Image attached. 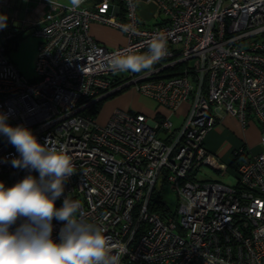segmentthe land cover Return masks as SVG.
Instances as JSON below:
<instances>
[{"label": "built area", "instance_id": "1", "mask_svg": "<svg viewBox=\"0 0 264 264\" xmlns=\"http://www.w3.org/2000/svg\"><path fill=\"white\" fill-rule=\"evenodd\" d=\"M141 3L154 4L163 20L148 26ZM0 15L7 17L0 112L41 144L63 148L74 165L57 207L65 196L79 201L87 221L126 246L120 264H264V141L257 154L234 151L232 168L204 146L227 116L242 128L255 121L264 132V0H84L75 9L71 0H0ZM15 22L38 40L33 79L9 57ZM94 23L121 32L126 44L105 47L91 35ZM157 36L166 39L167 55L151 69L108 67L114 55L145 58ZM129 88L166 113L116 109L106 126H96L93 107ZM18 157L0 135L6 187L38 177L12 167ZM203 167L220 177L233 169L235 185L195 180ZM158 182L174 191V212L150 211ZM61 227L53 220L54 240Z\"/></svg>", "mask_w": 264, "mask_h": 264}, {"label": "clouds", "instance_id": "2", "mask_svg": "<svg viewBox=\"0 0 264 264\" xmlns=\"http://www.w3.org/2000/svg\"><path fill=\"white\" fill-rule=\"evenodd\" d=\"M83 2L71 0L74 9ZM6 26L7 17L0 15V29ZM166 55V39L157 36L145 58L114 55L108 67L138 73ZM7 121L8 114L0 112V135L19 153L12 167L38 172V177L29 174L11 187L0 181V264H120L126 246L114 244L101 226L87 221L79 201L65 196L56 206L74 174L66 151L41 144L29 128ZM53 220L62 224L56 240Z\"/></svg>", "mask_w": 264, "mask_h": 264}, {"label": "rangeland", "instance_id": "3", "mask_svg": "<svg viewBox=\"0 0 264 264\" xmlns=\"http://www.w3.org/2000/svg\"><path fill=\"white\" fill-rule=\"evenodd\" d=\"M21 12V19H24L23 10L26 7V3L23 2ZM30 30V31H29ZM22 35V39L19 40L17 48L13 51L14 45H11V53L9 55L11 61L18 68L19 72L25 79L34 78V65L37 56L38 42L37 38L31 34L32 28H29ZM157 105L151 99L138 94L134 89L129 88L121 93H118L106 100H104L96 109V112L92 115L94 123L98 127H104L108 123L111 115L116 109L126 110L131 112L146 113L147 111H153L156 109ZM186 106H182L176 115L173 116L172 121L176 125V120L179 119L178 124L184 117V112ZM245 154L251 155L252 151L250 149H245ZM195 180L198 181H220L226 185L234 186L236 179L234 176L233 169H230L228 175L220 177L216 172L208 167H203L198 173L194 175ZM156 196L164 203L168 212H174L177 206V198L174 191L171 189L170 185L162 184L160 182L156 185Z\"/></svg>", "mask_w": 264, "mask_h": 264}, {"label": "crops", "instance_id": "4", "mask_svg": "<svg viewBox=\"0 0 264 264\" xmlns=\"http://www.w3.org/2000/svg\"><path fill=\"white\" fill-rule=\"evenodd\" d=\"M60 1L67 3L69 0ZM22 3L23 1L16 4L17 9L20 11L19 19H21ZM23 15L25 18L24 13ZM139 15L148 26L158 24L163 20L156 6L150 3H141L139 5ZM14 27L17 32L21 33L20 40L22 39V35L30 28H22L20 22H15ZM22 29H25V31L21 32L20 30ZM90 32L105 47L116 48L126 44L124 35L112 28L94 23L91 25ZM31 34H33V31ZM153 113L165 114L166 111L157 106L153 111H147L144 114L151 115ZM177 121L179 122V119L176 120V125H178ZM262 141H264V132H262L258 123L251 121L245 128H242L236 119L227 116L207 134L204 140V146L211 154L218 157V159L226 164H230L233 161L234 151L239 148H245L250 149L252 154H257L262 150Z\"/></svg>", "mask_w": 264, "mask_h": 264}, {"label": "trees", "instance_id": "5", "mask_svg": "<svg viewBox=\"0 0 264 264\" xmlns=\"http://www.w3.org/2000/svg\"><path fill=\"white\" fill-rule=\"evenodd\" d=\"M20 35H21V33H19V34L15 37V39L12 41V43H11V45H14V47H13L14 50H13V51H15L16 46H17V44H18V42H19V40H20ZM11 45H10V47L8 48V53H9V52L11 53V50H12ZM10 53H9V55H10ZM102 102H103V101H102ZM102 102H99L98 104H96V105L93 107V109H92V111H91V114H92V115L96 112L97 107H98ZM236 161H237V160H234V161L231 162V164H230L231 168L234 167V164L236 163ZM150 211H152V212H158V213H160L161 215H164L166 212H168V209H166V207L164 206V203H163V202L157 197V198L154 199V201H153V203H152V206H151V208H150Z\"/></svg>", "mask_w": 264, "mask_h": 264}]
</instances>
